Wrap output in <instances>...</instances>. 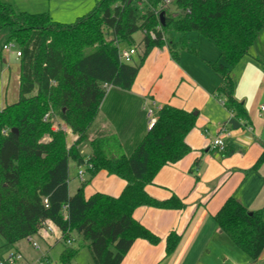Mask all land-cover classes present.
Segmentation results:
<instances>
[{"label":"trees","instance_id":"1","mask_svg":"<svg viewBox=\"0 0 264 264\" xmlns=\"http://www.w3.org/2000/svg\"><path fill=\"white\" fill-rule=\"evenodd\" d=\"M172 5L174 10L165 7V0H100L66 24L48 12L20 11L0 0V32L22 54L19 100L0 111V235L6 244L41 236L48 220L65 243L59 264H72L79 252L72 247L75 240L89 248L95 264H121L137 239L161 241L134 212L141 206L184 207L176 196L161 201L146 188L163 167L191 151L186 137L196 116L164 105L130 156L114 131L96 126L108 88L130 90L155 48L167 46L178 62L182 51L199 55L198 42L192 43L190 34L207 39L221 56V61L204 60L221 80L217 96L234 119L248 120L245 105L235 97L232 73L264 31V0H173ZM138 32L145 35L141 44L135 39ZM124 43L143 46L139 64L121 60L119 47ZM56 119L75 136L72 143L68 131L56 128ZM91 132L92 152L85 156L80 146ZM263 159L264 154L258 163ZM71 161L85 167L90 178L106 171L127 184L119 197L96 193L87 198L86 181L71 195ZM214 219L252 259L263 254L262 212L230 197ZM180 241L178 233L169 234L168 255Z\"/></svg>","mask_w":264,"mask_h":264},{"label":"crops","instance_id":"2","mask_svg":"<svg viewBox=\"0 0 264 264\" xmlns=\"http://www.w3.org/2000/svg\"><path fill=\"white\" fill-rule=\"evenodd\" d=\"M4 1L20 11L48 12L54 20L68 24L89 12L100 0ZM7 43V34L0 32V111L20 97L19 48L6 50ZM198 46L199 55L183 51L178 62L167 46L155 48L146 58L133 87L130 90L109 87L102 102L96 126L114 131L128 156L147 135L150 123L156 122L164 105L197 113L195 126L186 137L191 151L179 162L163 167L146 188L152 197L161 201L176 196L184 207L137 208L134 217L161 241L152 244L137 239L121 264H264V252L257 260L252 259L232 243L214 219L230 197L250 211L262 212L264 219V159L258 163L264 154V112L261 110L264 31L249 54L233 69L235 97L248 112L247 121L237 120L238 129L229 123L233 114L217 96L221 80L204 61H221L220 52L215 46V49L208 45L202 48L199 42ZM60 125L71 133L65 124ZM224 126L234 130L227 151H212L210 143ZM72 137L75 139L73 134ZM77 169L86 168L77 166ZM85 179L87 198L96 193L119 197L127 184L106 171L90 178L86 170ZM172 232L178 233L181 241L168 255L166 240Z\"/></svg>","mask_w":264,"mask_h":264},{"label":"rangeland","instance_id":"3","mask_svg":"<svg viewBox=\"0 0 264 264\" xmlns=\"http://www.w3.org/2000/svg\"><path fill=\"white\" fill-rule=\"evenodd\" d=\"M170 7L172 10H174L172 4ZM144 37L145 35L143 32H138L135 34V39L138 44L142 43ZM189 38L191 41H195V40L198 41L201 44V47L202 45L203 46L208 45L207 47H210V49L214 47L213 44H211L207 39L203 37H199L196 33L190 34ZM119 48L121 51H124L125 49H128L129 46L124 43L121 44ZM142 50H143V46H141V48L138 49V54L135 56L136 60L133 61L132 63L133 65L140 63V55L142 54ZM182 52L180 56L182 55ZM145 62L143 63V66ZM55 122H56L55 123L56 126L57 125L61 126L60 124H62L59 119H56ZM68 135H69L68 142L72 143L74 138L72 137L71 133H68ZM92 139H93V132L90 133V138L80 146L83 155L87 156L91 154L92 146L90 140ZM78 171L79 170L77 169L76 163L71 161L70 182H69V187H70L69 189L71 195H74L83 184V182L79 178ZM31 239L32 241H30V239L28 238L18 242L15 245H8L6 244L4 238L0 235V262L7 263L9 262V260L13 255L21 253L23 256V260L17 261L15 264H28V263L37 264V261H39L40 259H44L45 256H48V260L54 264L60 263L61 253L65 248V243L61 239L59 242L57 239L51 240L52 242L51 241L47 242L39 235L31 237ZM35 244L37 247L35 246ZM72 247L79 249L78 255L75 257L72 264H95L89 248L87 246H82L81 240H75L74 243H72Z\"/></svg>","mask_w":264,"mask_h":264},{"label":"built area","instance_id":"4","mask_svg":"<svg viewBox=\"0 0 264 264\" xmlns=\"http://www.w3.org/2000/svg\"><path fill=\"white\" fill-rule=\"evenodd\" d=\"M173 0H165V7H170L172 4ZM151 37L153 39L156 38V34L155 32H151L150 33ZM16 48L14 43H7L4 46V49L6 50H10V49H14ZM138 47H129L128 49H125L124 51L120 50V58L123 62L128 63V64H132L134 61V57L138 54ZM21 51L18 50L17 51V56L21 57ZM223 104L225 105V102H223ZM261 110L264 112V105L261 107ZM50 118V115L47 114L45 116V120H48ZM155 124V121H152L150 123V128H152ZM58 127V125L56 126V128ZM63 128V127H62ZM64 129V128H63ZM234 136V130L230 127H222L220 130V133L217 137H215L211 143H210V149L212 151L218 152V153H224L227 151V147H228V140ZM84 168V167H83ZM79 178L82 182H85V175H86V169H81L78 173ZM47 203V200L45 201ZM41 237L45 240L48 239H57L60 240L61 239V233L58 229V227L50 220L46 221L42 232H41ZM30 241H32L31 238H29ZM69 244H71V241H68ZM36 246V244H35ZM37 247V246H36ZM45 259V260H44ZM44 259H40L39 261H37V264H54L52 262H50L48 259L44 258ZM23 260V256L21 253H18L16 255H13L11 257V259L9 260V262L5 263V262H0V264H15L17 261ZM31 264V263H28ZM252 264V263H249Z\"/></svg>","mask_w":264,"mask_h":264},{"label":"water","instance_id":"5","mask_svg":"<svg viewBox=\"0 0 264 264\" xmlns=\"http://www.w3.org/2000/svg\"><path fill=\"white\" fill-rule=\"evenodd\" d=\"M131 2H132V0H129V3H131ZM160 18H161L162 24H164L165 23V14L162 13ZM196 114L197 113H195V115ZM229 123L233 126L234 129H238L240 127V123L234 118H232ZM15 132H17V130Z\"/></svg>","mask_w":264,"mask_h":264}]
</instances>
